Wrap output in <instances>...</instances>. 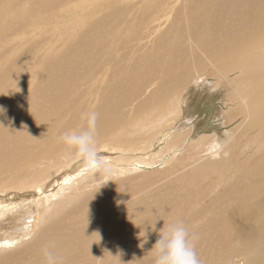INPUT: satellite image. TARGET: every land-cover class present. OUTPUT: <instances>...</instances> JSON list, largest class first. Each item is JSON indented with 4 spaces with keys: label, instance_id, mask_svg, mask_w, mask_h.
Here are the masks:
<instances>
[{
    "label": "bare ground",
    "instance_id": "bare-ground-1",
    "mask_svg": "<svg viewBox=\"0 0 264 264\" xmlns=\"http://www.w3.org/2000/svg\"><path fill=\"white\" fill-rule=\"evenodd\" d=\"M96 1L76 17L77 0H0V30L34 48L0 45V264H45V245L63 264H151L158 233L140 248L136 224L162 209L203 264H242L237 241L264 236V0ZM62 6L74 22L45 43ZM191 89L222 95L211 133ZM89 111L110 176L57 139Z\"/></svg>",
    "mask_w": 264,
    "mask_h": 264
},
{
    "label": "clouds",
    "instance_id": "clouds-1",
    "mask_svg": "<svg viewBox=\"0 0 264 264\" xmlns=\"http://www.w3.org/2000/svg\"><path fill=\"white\" fill-rule=\"evenodd\" d=\"M4 113L5 109L0 106V115ZM83 119L85 120L84 127L79 130L65 131L57 139L71 150L87 169L110 176L113 172L110 162L103 159L97 148L98 113L89 111L83 114ZM165 212V209H162L161 216L153 219L151 224L147 222L136 224L141 229L138 234L140 248L148 243L150 231L158 233V239L148 251L152 254L151 264H203L196 251L198 234L191 232L181 219L166 221L162 218ZM159 220H163L164 223L162 227L157 228L156 223ZM237 244L242 264H264V236L252 240L240 239ZM41 253L45 258V264H63L62 258L49 246L45 245ZM116 257L121 264L119 256Z\"/></svg>",
    "mask_w": 264,
    "mask_h": 264
},
{
    "label": "rangeland",
    "instance_id": "rangeland-1",
    "mask_svg": "<svg viewBox=\"0 0 264 264\" xmlns=\"http://www.w3.org/2000/svg\"><path fill=\"white\" fill-rule=\"evenodd\" d=\"M77 1L79 2V6L77 9L76 17H78L81 12L95 7L97 3L99 4V2H97L96 0H77ZM138 1L139 0H134V3H137ZM138 5L147 6L145 1H143L141 4H138ZM137 6L132 5L131 10L133 11ZM56 11H58L57 14H52L48 18V21H50L51 25L55 27L54 29L55 32H53L52 31L53 29L51 28L47 29L43 27L44 31H47L46 34L49 37L48 39L45 40L46 42L44 41L45 43L57 42L58 37L62 35V32L64 34V27L67 25V23H69L70 21H71L70 23L74 22L73 21L74 15L67 7L62 6L59 9H56ZM37 24L40 25V22H37ZM48 25H49V22H47V24H45L44 26L47 27ZM14 38L15 36H11L8 31L0 30V45H9V46L20 45V48H21L20 57H25V56L27 57L28 55H32V53H34V48H31L29 42L23 43L22 41L21 43L19 41H13ZM9 55H11V53H9ZM28 70H33V69L28 68ZM201 73L203 74L202 76H206L207 74H208L207 76L212 75V73H209L208 71H201ZM57 87L58 85H55V86H52L51 88L53 90H56ZM75 87L77 89H80L79 84H76ZM19 89L20 87L17 86V92L19 91ZM194 90L195 89L193 90L191 89L190 94H187L189 95V97L186 95V98H188L186 109H188L189 113L191 114L190 116L193 119L197 120L196 122H198L197 123V129H198L197 133L198 134H202L206 132L211 133L212 129L216 128V124L219 125L221 121L220 120L221 118L216 119L217 118L216 116L217 115L219 116V112H221V109H222V103H221L222 101L220 102V98L222 95L220 96V95L211 94V95L205 96L204 95L205 91L194 93L195 92ZM57 92H58L59 98L62 100L63 95L61 91L58 90ZM74 100L78 101V97H75ZM77 103L78 102L74 104H77ZM74 104H72V107L74 106ZM243 214L247 216L244 212ZM233 236L235 238V235Z\"/></svg>",
    "mask_w": 264,
    "mask_h": 264
}]
</instances>
